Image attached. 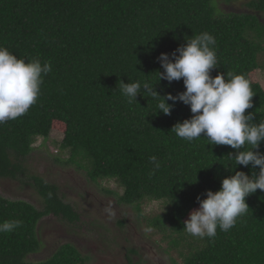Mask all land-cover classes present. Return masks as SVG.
Masks as SVG:
<instances>
[{
  "label": "trees",
  "instance_id": "trees-1",
  "mask_svg": "<svg viewBox=\"0 0 264 264\" xmlns=\"http://www.w3.org/2000/svg\"><path fill=\"white\" fill-rule=\"evenodd\" d=\"M205 32L216 41L217 68L211 75H244L254 94L246 114L255 113L259 123L264 88L253 73L264 70V0H0V46L26 61L51 64L36 103L0 123V179L17 182L38 138L47 140L58 129L64 133L58 143L70 154L67 163L86 170L92 182L116 180L124 188L120 202L139 212L147 201L164 202V212L153 223L180 235L170 245L181 240L191 245L183 264H264V191L247 197V212L228 231L218 227L214 238L183 230L189 213L199 208L198 196L219 191L222 180L236 171L258 174L259 166H237L231 155L235 149L210 145L203 134L188 142L171 132L177 122L192 117L189 105L169 100L174 106L165 115L146 90L132 103L120 91L121 80L147 82L161 96L186 91L183 79L159 80L164 69L158 57H171L187 37ZM257 151L264 153V142ZM31 178L44 199L42 209L0 194V223L22 222L0 233V264L83 263L88 256L70 242L49 258H30L43 245L37 228L43 217L80 220L60 197L58 185ZM129 251L139 253L136 247Z\"/></svg>",
  "mask_w": 264,
  "mask_h": 264
},
{
  "label": "clouds",
  "instance_id": "clouds-1",
  "mask_svg": "<svg viewBox=\"0 0 264 264\" xmlns=\"http://www.w3.org/2000/svg\"><path fill=\"white\" fill-rule=\"evenodd\" d=\"M215 38L209 33L187 37L185 44L178 47L171 57L161 53L158 60L163 72L159 80L169 83L183 79L186 91L173 96L171 93L161 96L149 83L139 81L119 82L120 91L128 102L137 101L138 94L148 93L151 99L158 101L159 112L170 115L174 104L171 100L189 105L192 117L177 122L171 132L188 142L206 137L210 145H227L235 149L231 154L235 164L255 169L249 176L243 171L226 177L219 191L207 190L197 197L199 208L189 213L184 221L183 230L195 237L214 238L217 228L228 231L235 226L237 218L244 215L249 206L246 198L259 189L264 191V153L257 151L264 142V119L254 122L255 113L247 109L253 107V90L249 80L241 74L227 72L213 77L211 71L217 68L214 50ZM51 71V64H43L38 58L25 60L18 58L7 48L0 46V123L14 120L27 112L36 103L40 95L43 77ZM250 145V148H245ZM243 149V150H241ZM156 168L160 167L156 157L150 158ZM21 221L0 223V233L12 232L21 225Z\"/></svg>",
  "mask_w": 264,
  "mask_h": 264
},
{
  "label": "rangeland",
  "instance_id": "rangeland-1",
  "mask_svg": "<svg viewBox=\"0 0 264 264\" xmlns=\"http://www.w3.org/2000/svg\"><path fill=\"white\" fill-rule=\"evenodd\" d=\"M253 78L264 88V70H255ZM63 137L62 131L53 129L47 140L38 138L33 152L24 161V173L19 175L18 181L0 179L2 196L25 200L42 209L44 199L31 177H43L58 185L60 197L80 214L77 222H68L54 214L43 217L37 227L43 245L30 258H49L59 246L67 242L74 244L73 240L77 239L84 241L85 244L81 242L85 246L81 253L88 256L79 264H183L185 255L193 251L191 245H187L186 240H181L179 245H170L180 235L167 227L162 230L154 226V219L164 212V202L147 201L140 212L134 205L120 202L124 188L116 180L92 182L86 170L67 163L70 154L58 143ZM59 157L63 160H58ZM165 225L169 223L165 222ZM68 234L74 239H66ZM194 241L190 237L189 242ZM134 247L140 249V255L129 251Z\"/></svg>",
  "mask_w": 264,
  "mask_h": 264
},
{
  "label": "flooded vegetation",
  "instance_id": "flooded-vegetation-1",
  "mask_svg": "<svg viewBox=\"0 0 264 264\" xmlns=\"http://www.w3.org/2000/svg\"><path fill=\"white\" fill-rule=\"evenodd\" d=\"M65 238H66V239H74L73 236H72V235H69V234L66 235ZM73 242H74V244L79 248L78 250H79L80 252L83 253V251H84L83 248L85 247V246H84V244H85L84 241L81 240V242L84 243V244H82V243H81L79 240H77V239L73 240ZM136 248L139 250V253H138V254L140 255V249H139L138 247H136ZM135 255H136V254H135ZM138 263H140V262H138Z\"/></svg>",
  "mask_w": 264,
  "mask_h": 264
}]
</instances>
